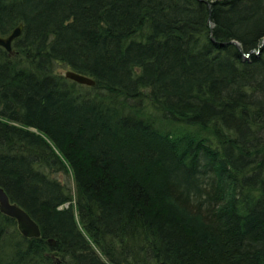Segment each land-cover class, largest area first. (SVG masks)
I'll return each instance as SVG.
<instances>
[{
  "label": "trees",
  "instance_id": "1",
  "mask_svg": "<svg viewBox=\"0 0 264 264\" xmlns=\"http://www.w3.org/2000/svg\"><path fill=\"white\" fill-rule=\"evenodd\" d=\"M18 22L0 186L41 235L0 212V264H264V0H0Z\"/></svg>",
  "mask_w": 264,
  "mask_h": 264
},
{
  "label": "water",
  "instance_id": "2",
  "mask_svg": "<svg viewBox=\"0 0 264 264\" xmlns=\"http://www.w3.org/2000/svg\"><path fill=\"white\" fill-rule=\"evenodd\" d=\"M21 28H22V22H18V24L12 30H10L9 33L5 35H0V45H2L7 50L11 51L12 40L14 39V37L20 34ZM230 42L239 46V42L237 40L232 39L230 40ZM263 46H264V39L258 44L256 48H252L246 52H243V56L248 57L252 53L258 55ZM65 76L77 82L85 83L87 85L95 84V80L92 77L72 69H66ZM0 212L15 220L17 230L22 236L27 238L40 237L41 233L38 224L31 218V216L27 212H25L17 204L10 202L9 197L4 192L3 187L1 186H0ZM48 243L52 246L55 244L53 239H49Z\"/></svg>",
  "mask_w": 264,
  "mask_h": 264
},
{
  "label": "bare ground",
  "instance_id": "3",
  "mask_svg": "<svg viewBox=\"0 0 264 264\" xmlns=\"http://www.w3.org/2000/svg\"><path fill=\"white\" fill-rule=\"evenodd\" d=\"M21 31H22V28H21ZM21 31H20V34H21ZM20 34H18L17 36H19ZM16 36V37H17ZM16 37H14V39L16 38ZM13 39V40H14ZM13 40H12V42H13ZM0 46H2V45H0ZM3 47V46H2ZM4 48V47H3ZM7 52H8V54H14V51L12 50V44H11V51H9V50H7L6 48H4ZM64 77H66L65 76V72H64ZM67 79H70V80H73V79H71V78H69V77H66ZM73 82H77V81H75V80H73ZM78 83H80V82H78ZM82 84H85V83H82ZM5 192V191H4ZM10 200V199H9ZM11 202V201H10ZM12 203H14V202H12ZM16 204V203H15ZM18 205V204H17ZM68 204H65V206H67ZM19 206V205H18ZM20 207V206H19ZM21 208V207H20ZM23 209V208H22ZM24 210V209H23ZM25 211V210H24ZM26 212V211H25Z\"/></svg>",
  "mask_w": 264,
  "mask_h": 264
},
{
  "label": "rangeland",
  "instance_id": "4",
  "mask_svg": "<svg viewBox=\"0 0 264 264\" xmlns=\"http://www.w3.org/2000/svg\"><path fill=\"white\" fill-rule=\"evenodd\" d=\"M263 39H264V37L261 39V41H262ZM261 41H260V42H261ZM260 42H259V43H260ZM259 43H258V44H259ZM239 44H240V43H239ZM258 44H257V46H258ZM236 46H237V45H236ZM238 47H239V49H240V46H238ZM255 48H256V47H255ZM249 56H250V55H249ZM243 58H246V57L243 56ZM247 58H248V57H247ZM66 69H67V68L63 67L62 65L56 64V71H57V72L62 73V74L64 75V72H65Z\"/></svg>",
  "mask_w": 264,
  "mask_h": 264
}]
</instances>
